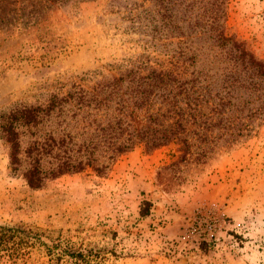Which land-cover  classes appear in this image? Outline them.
I'll return each mask as SVG.
<instances>
[{
	"label": "rangeland",
	"instance_id": "1",
	"mask_svg": "<svg viewBox=\"0 0 264 264\" xmlns=\"http://www.w3.org/2000/svg\"><path fill=\"white\" fill-rule=\"evenodd\" d=\"M166 6L180 13L173 0ZM162 11L150 0H0V115L16 107L50 109L35 125L17 128L16 169L0 131V225L35 227L75 248L113 250L117 257L107 254L105 264H264V121L258 117L237 141H200L189 133L187 148L170 142L145 153L138 144L112 164L99 150L82 171L49 176L64 156L83 165L90 160L84 148L98 143L100 125L119 116V98L136 129L165 109L154 98L147 113L136 110L127 83L113 85L133 63L171 68L167 54L184 38L161 34ZM224 12L227 33L264 61V0H226ZM217 51L204 48L192 68L222 67ZM173 62L180 77L190 78L185 64ZM172 86L164 95L176 94ZM101 88L104 95L97 94ZM110 92L117 95L110 99ZM50 139L56 146L39 157L46 178L31 188L23 175L31 163L26 150ZM101 165L107 167L94 170ZM17 264H47V258L34 252Z\"/></svg>",
	"mask_w": 264,
	"mask_h": 264
},
{
	"label": "trees",
	"instance_id": "2",
	"mask_svg": "<svg viewBox=\"0 0 264 264\" xmlns=\"http://www.w3.org/2000/svg\"><path fill=\"white\" fill-rule=\"evenodd\" d=\"M150 1L158 6L160 13L163 10L160 21L164 31L161 29V34L184 38L177 42L178 51L167 55L185 64L190 78L177 74L175 69L179 65L173 60L169 61L171 68L165 65L153 67L133 63L131 68L120 73L113 85L127 83L129 99L136 110L146 108L147 113V106L154 98L164 103L165 109L160 107L149 113L147 123L136 129L126 121L125 115L131 116L132 113L125 110L126 105L119 98V116H111L106 123L100 125L97 130L98 143L91 147L90 142L84 148L90 160L83 165L69 156H64L57 169L49 173L51 178L80 172L85 166H91V156L99 150L109 154L106 160L112 164L138 144L143 145L145 153L170 142L187 148L190 146L187 138L189 133H193L196 140L200 141L216 137L225 142H233L251 131L248 120L258 117L264 121V61L257 59L245 47L244 42L227 33L223 25L226 0H173L178 7L177 11H180L178 14H173L172 8L166 6L172 0ZM192 35L199 36L192 39ZM214 47L218 50L215 55L218 62L225 63L222 67L215 65L214 69L207 63L192 68L205 56L204 48ZM189 68L192 70L189 71ZM170 85L173 86L169 91L176 90V94L164 95ZM105 92L101 88L97 94L104 95ZM116 95L117 93L111 92L107 94L110 99ZM104 99L107 100L106 97ZM102 101L98 103L99 106L104 105ZM49 110L33 106L16 107L11 112L0 115V131L9 145V158L13 169L19 163L20 154L17 128L35 125L40 114L45 111L47 114ZM213 129L218 130L216 136ZM52 141L50 139L42 144L34 143L26 150L31 163L23 175L31 188L43 185L46 177L42 176L39 157L52 152L53 146H56L55 141ZM217 141L211 143L216 144ZM63 143L62 141L58 144L64 146ZM90 148L92 151H89ZM185 150L187 151L184 153H187L188 149ZM198 154L203 157L205 150ZM105 167L107 165L93 168L102 172ZM202 246L205 248L204 244ZM34 252L45 256L47 264H63L64 261L71 264H105L107 254L117 257L113 250L106 251L93 244L85 248L63 245L60 237L54 238L47 231L28 225H0V259L9 264L27 262Z\"/></svg>",
	"mask_w": 264,
	"mask_h": 264
}]
</instances>
